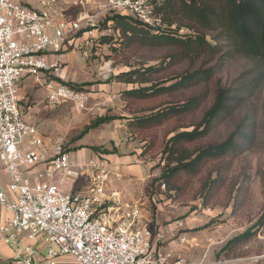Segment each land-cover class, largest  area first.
<instances>
[{"label": "rangeland", "instance_id": "rangeland-1", "mask_svg": "<svg viewBox=\"0 0 264 264\" xmlns=\"http://www.w3.org/2000/svg\"><path fill=\"white\" fill-rule=\"evenodd\" d=\"M59 7H65L68 14L75 13L63 1L59 3ZM100 27L108 32L107 37L96 39L93 47H88L87 57L83 55L85 39L81 34L72 40L78 45L73 43L68 47V51L75 52L69 67L74 68L81 77L77 81H71L75 84V87L72 86L74 89L68 87L86 98L85 105L81 107L74 100H68L42 110V120L37 121V124L54 141L62 143L68 152L71 151V158L75 148L82 142L90 141L87 147L92 151L87 152L91 153L92 158L97 157L106 162L111 172L110 186L118 189L126 199H146L144 207L155 232L157 220H167L165 223L168 224L185 218L186 223L190 219L188 225L195 224L196 220L197 225L191 230H204L208 249L212 250L216 260L252 259L255 264H264V82L253 94L246 95L245 103L236 104L232 114L223 122H218L206 139L221 141L242 124L252 140L250 150L237 156L210 159L198 174L184 172L167 184L160 178L165 165L162 150L168 138L191 124L199 123L213 104L220 87L235 90L242 82L256 78L254 63L242 56L226 60L220 55L197 61L182 57L171 61V55H178V51L173 48L148 47L137 43L121 46L118 40L121 35L118 32L104 27L103 22ZM187 31L188 28L185 27L180 33ZM163 61L169 62V67L159 74L160 80L182 74H196L199 77L205 71L208 75L198 84L175 93L149 100H135L129 104L122 93L132 88V84L116 83L111 88L105 85L120 82L109 80L114 74L128 70L131 66L156 65ZM83 63H86L84 68L81 67ZM107 63H110L112 70L105 77L102 72ZM93 84L96 88L101 86L103 89L89 88ZM203 91L208 93L207 101L191 113L172 116L163 124L143 129L144 131L136 128L134 122H129L141 114L165 108L172 102L187 100ZM108 94L115 97L107 100L105 97ZM140 109L143 111H138ZM104 115L116 118L90 129L81 137L88 124ZM194 146L186 144L191 149ZM137 149L139 152L144 151L141 155V160L145 163L142 165L143 176L139 172H133L136 176H132L121 168L123 176L116 178L113 172L119 165L111 163L110 158L105 155L112 151L118 153L119 158L128 160L124 155L129 154L131 162H135V156L131 152ZM248 230L251 232L249 239L224 249L229 240ZM226 254L228 258H225Z\"/></svg>", "mask_w": 264, "mask_h": 264}, {"label": "built area", "instance_id": "built-area-1", "mask_svg": "<svg viewBox=\"0 0 264 264\" xmlns=\"http://www.w3.org/2000/svg\"><path fill=\"white\" fill-rule=\"evenodd\" d=\"M61 1L75 13L59 7ZM160 1L0 0V163L9 176L8 190L0 180V208L11 213L0 222V238L16 250L19 264H62L66 255L76 264H189L159 249L142 204L122 202L115 191H107L111 172L104 161L93 163L86 193L66 190L64 180L83 166L72 163L60 142L45 148L19 102L21 79L57 71L60 61L51 62L49 56L62 54L77 35L85 39L83 54L88 56V47L108 33L101 22L110 25L108 17L120 14L160 25L155 15ZM104 69L106 77L110 63ZM44 86L52 106L65 100L85 105L83 95L53 78ZM40 163L45 165L32 181L29 171Z\"/></svg>", "mask_w": 264, "mask_h": 264}, {"label": "trees", "instance_id": "trees-1", "mask_svg": "<svg viewBox=\"0 0 264 264\" xmlns=\"http://www.w3.org/2000/svg\"><path fill=\"white\" fill-rule=\"evenodd\" d=\"M155 15L161 19L160 25L145 24L132 16L120 14L108 17L113 20L110 25L107 21L103 23L104 27L114 29L121 35L118 38L121 46L137 43L148 47H170L178 51V55L170 56L171 61L178 60L179 57L197 61L204 57L214 58L217 55L226 60L242 56L254 63L257 72L256 78L242 82L235 90L220 87L213 104L206 110L199 123L191 124L168 138L162 150L165 165L160 176L167 184L184 172L198 174L210 159L237 156L251 149L250 134L242 124L221 141L206 139L218 122H223L232 114L236 104L245 103L246 95L253 94L255 89L263 85L264 0H162L156 5ZM185 27L188 31L180 33ZM106 35L103 34L98 39L107 37ZM168 63L163 61L156 65L131 66L128 70L114 74L109 81L133 85L122 93L129 104L135 100H149L175 93L198 84L208 75L205 71V74L199 77L196 74H182L160 80L159 74L166 71ZM62 83L72 89H74L72 86L75 87L72 82ZM207 98L208 93L203 91L190 96L187 100L172 102L165 108L141 114L129 122H134L136 128L144 131L143 129L163 124L172 116H181L198 110ZM115 118L107 115L98 117L85 127L81 137L90 129ZM188 143L194 144V148L186 147ZM92 148L99 150L94 146ZM143 153L144 151L140 154ZM250 235L251 232L248 230L236 236L226 243L224 249L227 250L228 247L249 239ZM225 258H228V254Z\"/></svg>", "mask_w": 264, "mask_h": 264}, {"label": "crops", "instance_id": "crops-1", "mask_svg": "<svg viewBox=\"0 0 264 264\" xmlns=\"http://www.w3.org/2000/svg\"><path fill=\"white\" fill-rule=\"evenodd\" d=\"M75 43L74 41H70L63 49V53L60 55H50L49 60L51 62L60 61L59 68L57 71L52 72H42L39 76V80L34 77L27 75L21 79L19 82V99H20V106L24 115V118L31 124L37 126L39 132L44 140V147L50 148L54 143L58 141H54L51 137H49L40 126L37 124V121L42 120V116L40 111L48 110L49 108L53 107L48 99V90L44 86V82L46 79L53 78L56 81L62 82H71L77 81L80 79V75L77 74L74 68L69 67V65L73 62L75 52H70L69 46ZM74 45V44H73ZM78 45V43H75ZM83 48V47H82ZM84 55V54H83ZM84 57H87L84 55ZM86 63L81 65L84 68ZM100 73V71H97ZM122 84V82H113L105 84L106 87H114L115 84ZM124 84V83H123ZM89 88L102 90L103 87H95V85H91ZM103 94V93H101ZM115 97V95H112ZM109 94L106 95L105 99L109 100L111 97ZM68 100L63 101L62 103H66ZM90 131V130H89ZM88 131V132H89ZM87 132V133H88ZM113 140V139H112ZM90 141L87 143L82 142V144L75 148L74 155L70 159L72 163L77 165H82L83 168L79 171V174L73 175L68 177L62 183V186L68 191L74 192H81L86 193L87 185L91 182V177L93 173V163L98 161L99 159L92 158L91 153L87 151H92L90 148L87 147ZM117 146V144H116ZM118 147V146H117ZM141 151L134 150L131 152L132 155L135 156V162H131V156L129 154L124 155L128 158V160H124L123 158H119V154L115 152H108L105 157L110 158V162L119 165V168L113 172L116 178H121L122 172L121 168L125 171V173L132 174L133 172H139L141 177L143 176L142 173V165L145 164L141 160ZM71 151L69 152V155ZM103 156V155H102ZM123 156V155H122ZM106 161V160H105ZM106 164V162H104ZM126 163V164H125ZM124 164V165H122ZM44 163L38 164L36 167L32 168L29 171L30 179L32 181H36V176L34 175L36 171L44 167ZM147 165V164H146ZM107 166V164H106ZM108 168V167H107ZM61 175L57 174L56 179H60ZM110 179V177H109ZM0 180L3 182L4 188L8 190L7 184L9 181V176L6 173L1 171V163H0ZM109 183V182H108ZM109 193L115 191L122 202L126 203H139L143 205L144 215H145V223H149L152 226L150 218L148 217V213L145 209L146 199L143 198H129L126 199L123 197L121 192L116 189L112 188L110 184L108 185ZM11 217V213L6 210L5 208H0V222L8 220ZM167 221V220H165ZM165 221H158L157 220V230L155 237V241L159 249L170 252L174 259L183 258L189 264H255L252 259H219L216 260V257L211 249H208L209 246L207 245V241L204 238V230H195L192 231V228L196 227V220L195 224L188 225L190 219L185 222V218L183 219H176L171 221L170 223L166 224ZM179 222H182L183 225H180ZM183 238H186L183 241ZM20 251V249H19ZM16 256V250L13 249L9 244H7L4 240L0 238V264H19ZM62 264H76L74 258L72 256L66 255L60 259ZM221 262V263H220Z\"/></svg>", "mask_w": 264, "mask_h": 264}]
</instances>
